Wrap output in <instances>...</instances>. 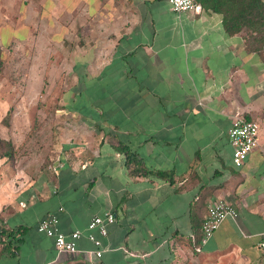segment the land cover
Returning <instances> with one entry per match:
<instances>
[{
	"label": "crops",
	"instance_id": "obj_1",
	"mask_svg": "<svg viewBox=\"0 0 264 264\" xmlns=\"http://www.w3.org/2000/svg\"><path fill=\"white\" fill-rule=\"evenodd\" d=\"M27 42L66 62L63 114L84 138L59 151L51 176L0 157V264H90L86 237L59 253L36 230L48 212L63 234L113 213L105 235L91 230L101 264H264V46L167 0H0L1 54ZM234 114L258 124L240 167L226 138ZM118 145L150 173L129 175ZM215 198L236 216L202 243Z\"/></svg>",
	"mask_w": 264,
	"mask_h": 264
},
{
	"label": "rangeland",
	"instance_id": "obj_2",
	"mask_svg": "<svg viewBox=\"0 0 264 264\" xmlns=\"http://www.w3.org/2000/svg\"><path fill=\"white\" fill-rule=\"evenodd\" d=\"M50 50L30 42L21 47L13 43L0 57V137L14 148L9 161L13 170L30 178L51 176L59 151L84 138L81 121L63 114L62 96L71 81L62 71L63 56L52 65L55 57H48Z\"/></svg>",
	"mask_w": 264,
	"mask_h": 264
},
{
	"label": "built area",
	"instance_id": "obj_3",
	"mask_svg": "<svg viewBox=\"0 0 264 264\" xmlns=\"http://www.w3.org/2000/svg\"><path fill=\"white\" fill-rule=\"evenodd\" d=\"M170 9L174 12H199L200 6L194 0H167ZM258 124L252 119H247L239 114H234L226 132L227 142L231 149V163L234 167H240L247 155L257 146ZM235 209L224 199L215 198L209 202L206 215L200 225V241L203 243L212 232L218 227L225 218L234 219ZM114 221L111 212L104 213L102 216H93L86 225V232L73 230L68 234H63L58 230V219L54 213L48 212L43 215L36 225V230L51 237L57 252L74 253L77 252L75 242L81 236L86 237L95 248L89 251L90 264H101L99 257L102 252L100 241L91 233L96 229L99 234L105 235L107 223ZM263 247L264 243H260Z\"/></svg>",
	"mask_w": 264,
	"mask_h": 264
},
{
	"label": "trees",
	"instance_id": "obj_4",
	"mask_svg": "<svg viewBox=\"0 0 264 264\" xmlns=\"http://www.w3.org/2000/svg\"><path fill=\"white\" fill-rule=\"evenodd\" d=\"M208 13L220 16L221 26L227 34L245 33V42L249 50H259L264 46V1L263 0H194ZM1 57V52H0ZM1 70V59H0ZM7 115V113H6ZM5 115V116H6ZM125 155V165L129 175H146L145 169L133 168V155L124 145L115 147ZM14 148L11 142L0 137V157L11 161ZM158 176L164 173L156 172Z\"/></svg>",
	"mask_w": 264,
	"mask_h": 264
}]
</instances>
